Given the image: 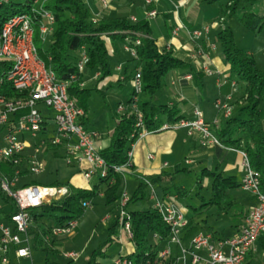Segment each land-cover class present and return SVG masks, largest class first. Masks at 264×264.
<instances>
[{
	"label": "built area",
	"instance_id": "obj_1",
	"mask_svg": "<svg viewBox=\"0 0 264 264\" xmlns=\"http://www.w3.org/2000/svg\"><path fill=\"white\" fill-rule=\"evenodd\" d=\"M12 1L14 0H0V7L7 6ZM46 1L32 0L26 12L14 13L0 26V165L6 163L11 167L9 175L0 172V191L13 202L16 208V212L9 217L7 223L0 221V264H11L9 262L11 251L17 259H30L28 232L32 225L31 212L70 195V190L66 186L28 185L17 187L22 175V154L29 148L25 138L39 139L35 152L45 146H63L66 151L65 162L67 165H71L74 161L79 165L81 163L86 165V168L79 171L85 180L92 178L99 180L108 177V167L95 145L98 134L95 131L87 130L82 124L84 112L77 108L69 98L67 94L68 82L57 80L54 73L46 68L38 58L33 42L35 26L38 25L37 31L43 42L51 34L54 24L53 15L43 8ZM160 1L143 0L147 19H154L157 16L155 5ZM100 4L103 9L108 7L106 0H100ZM183 5L184 3L178 4L175 10ZM223 21L224 18L219 19L220 23ZM91 22H95V20L91 19ZM208 30L206 26L199 30H192L189 32V37L191 40H197ZM180 31H187V29L183 25H179L173 28L171 34L177 36ZM139 44L140 41L136 38L133 42L134 46L126 41L123 43L122 49L130 58L135 59L136 53L133 47L139 46ZM197 54L204 59L200 65L202 73L208 77L218 75L209 67L207 56L202 52ZM86 63L87 57L82 51L76 64L77 74L84 72ZM115 71H121V66H117ZM76 79V75L70 77L72 81ZM131 80L134 88L128 107L135 116V123L133 132L127 140L125 163L113 166L111 169L113 174L120 175L131 169L136 143L153 133L183 129L189 137L197 135L203 148H226L214 133L219 128V122L217 120L211 124L203 122L202 114L197 109L192 110L193 120L180 118L174 123H162L154 131L147 130L144 126L142 113L138 108V96L142 92L139 69L133 72ZM179 80L189 81L191 76L183 75ZM224 83L225 81L217 80L219 86ZM235 86L236 83L231 81L230 87L234 89ZM229 102L230 95L214 101L215 109L222 112L225 120L232 115ZM39 104L50 109L54 114L52 121L55 132L52 138L40 136L45 130L44 123L47 118L42 116L38 109ZM117 110L124 112L125 107L119 106ZM238 153L241 157L240 166L243 172L239 188L254 199V205L249 209L239 233L228 240L215 243L211 235L198 234L191 239L188 249L183 248L180 236L186 228L187 222L176 205L175 197L168 196L163 200H157L150 183L146 179L143 180L151 191L150 199L154 201L152 209L159 214L168 229V236L163 242L164 246L157 251L153 260H144L143 264H173L169 257L174 246L179 248L183 258L186 255L190 256L191 264H246L247 257L254 250L256 241L261 235H264V192L260 191L258 177L251 170L246 153L244 151H238ZM148 158L150 159L151 156ZM25 171L29 175L40 173L41 166L35 156L27 159ZM129 201L127 194L121 193L118 201L120 211L117 220L126 238L131 241L130 215L126 210ZM81 206L86 210L89 203L83 202ZM76 228V219H72L62 226H55L44 237V242L48 243L52 238L64 235L70 236ZM151 239L153 242L161 240L157 234H152ZM224 247L227 248V251L223 250ZM199 250L205 251L206 259L195 253ZM62 256L69 261H75L78 258V254L73 252L64 253ZM111 264H131V261L125 255H118L111 260Z\"/></svg>",
	"mask_w": 264,
	"mask_h": 264
},
{
	"label": "trees",
	"instance_id": "obj_2",
	"mask_svg": "<svg viewBox=\"0 0 264 264\" xmlns=\"http://www.w3.org/2000/svg\"><path fill=\"white\" fill-rule=\"evenodd\" d=\"M213 3L218 0H205ZM259 0H224L221 7V15L224 23L231 19L237 11H243L241 22L250 31L256 32L264 27V17H258L251 12V9ZM32 0H27V10ZM14 4L11 2L7 6L0 7V26L15 12ZM43 8L54 17V24L50 34L51 39L48 44L42 42L37 27L34 32V46L38 58L50 69L57 80L68 82L67 94L77 108L86 114V99L88 91L79 88L82 82L81 74H77L76 64L79 61L82 51L87 57L85 69L94 71L97 82L104 80L111 75L108 61V50L105 40L110 44H123L129 42L133 45L136 38L139 39V46L133 47L136 58H128L125 62L123 73L126 74L132 67V75L136 69L140 70L142 92L141 94L152 97L161 86V79L171 71L184 66L183 62L175 59L171 52H158L154 40L150 36L148 23L144 20L132 23L127 18H100L95 23L91 22V14L88 7L82 0H47ZM4 9V10H3ZM3 10V11H2ZM218 42L222 54L230 66L231 77L243 84V93L237 104L240 105L238 114L225 120V125L214 133L222 145L227 148H236L244 151L247 155L249 166L257 175L260 191L264 192V125H262L259 107L264 104V71L256 66L252 57L236 46L232 31L227 26H223L218 34ZM76 75L77 79L72 81L70 77ZM131 75V77H132ZM130 104V99L127 106ZM143 116L144 126L149 131H154L160 125L159 118L165 117L168 123H174L180 119L176 111L167 109L165 106L155 107L149 103L139 106ZM84 117L82 119H84ZM135 116L125 115L121 117L118 125L111 135L110 146L100 152V156L108 167V177L99 179L98 183L90 191L73 189L68 184L54 183L50 186H66L70 190V195L42 206L40 214L32 215L34 223L42 219H49L55 226H62L72 219H77L85 210L81 204L95 198L102 193L106 203L113 204L120 199L121 180L119 175L112 173L113 166H120L125 163L126 150L128 148V137L133 132ZM46 125V122L44 123ZM51 147V146H48ZM56 148V147H53ZM0 170L7 175L11 173L8 164H1ZM27 172H23L22 175ZM21 175V176H22ZM211 177V198L206 205H229L227 201V191L239 187L233 178H223L220 174L207 173ZM112 179V182H110ZM145 179V178H140ZM160 178L150 177L146 180L155 184ZM138 189L145 188L146 185L137 179ZM31 184H20L26 187ZM179 197L184 196L181 190L176 189ZM3 202L11 206L9 217L16 212L13 202L0 191ZM133 201L130 199L129 204ZM130 230L132 233L131 244L136 248V252L127 255L131 264H143L144 260H153L157 254L158 247L163 245L168 236V229L162 222L159 214L153 209L147 211L129 212ZM189 226V225H188ZM119 227L118 220L108 230V239L101 243L92 253L86 264H97L98 259L105 258L104 249L113 242V237L117 234ZM43 235L47 230H42ZM29 235L37 232L30 228ZM157 234L161 240L154 242V247L149 243L148 236ZM37 241V239H35ZM161 249V248H160ZM46 254L44 264H57L50 262V257L54 253L49 247H45ZM67 264H71L68 262Z\"/></svg>",
	"mask_w": 264,
	"mask_h": 264
},
{
	"label": "crops",
	"instance_id": "obj_3",
	"mask_svg": "<svg viewBox=\"0 0 264 264\" xmlns=\"http://www.w3.org/2000/svg\"><path fill=\"white\" fill-rule=\"evenodd\" d=\"M106 1L108 4V7L106 9H103L101 7L100 0H82V2L88 7L90 14L93 18H97V19L127 18L132 23H135L136 21H142V20L146 21L148 23V27L150 30V36L154 40L155 46L158 52H171L172 56L175 59L183 62L184 66L180 69L181 70L184 69V71L179 72V74L176 76L177 79L169 83L170 100L167 103L168 105L165 106L167 109H172L176 111V114L180 113L179 115H177V117L187 119V120L194 119V116L192 115V110L197 109L202 114L203 122L207 124H211L213 123L214 120H217L216 116L207 115L204 107L202 106V103H200L198 100H203L204 95L206 96L207 100H214V101L218 98L224 99L225 96L230 95L229 105L231 107V112L233 111L235 112L234 115H231V116L233 117L238 114L240 105L237 104V101L242 96L244 87L240 90V92L234 95L235 93L234 91L236 90V88H238V85L236 84L234 89L230 87L231 81H234L235 83L237 82L231 77L230 66L226 62L222 54V50L220 48L219 42H218V34L221 31L222 27L225 25L229 27V29L232 31L233 39L235 43V37H234L235 33L234 32L236 29H233V27L230 26L229 24L232 18L227 20L225 23L224 21L222 23L219 22L220 18H224L221 15V7L223 6L224 3L221 4L220 0L213 2V3H208L205 0H161L155 5L157 16L154 19H147L145 16L146 8L144 7L143 0H140L141 1L140 3H137V1L135 0H106ZM182 3H184L183 7L175 10V7L178 4H182ZM127 12L134 13L135 15H132L130 13V15L126 17L125 14ZM251 12L258 17H264V0H259L258 3L251 9ZM240 22H241V19H240ZM241 24L242 25L240 28L237 27V31L240 34H242L243 36L242 38L248 40L249 43H247V45L245 46L243 45L244 47H241V45L238 43L237 44L235 43V44L238 48L244 51L247 55L252 57V59L254 60L259 70L264 71V34H262L264 33V27L260 28L256 32H252L248 30L243 25L242 22ZM179 25H183L187 29V31H180L177 36H172L171 32L173 28ZM205 26L208 27L209 29L206 34L203 33L200 36V38H198L197 40L190 39L189 37L190 31L199 30ZM260 35H261V38H259ZM120 45L122 49L123 44H120ZM114 46L115 44L112 45L108 42L107 44L108 53L109 52L111 53V51L114 50L113 52L114 55L115 54L120 55L119 50L116 49ZM217 49H219L220 52H218ZM199 52H202V54H205L207 56L208 58L207 63L209 67L213 71L218 73V75H213V76L208 77L202 73V71L200 70V65L204 62V59L200 58V56L197 54ZM121 53L126 54L123 51V49L121 50ZM127 60H125L123 64L121 65V71L119 72L116 71L119 74L118 79H117V84L119 86H122L127 80H130L131 75H132L131 73L130 75H128L127 74L128 71L126 74L123 73L125 62ZM180 69H177V70H180ZM171 72H176V70L171 71ZM81 75H82L81 80L83 83V73ZM183 75H190L191 80L180 81L179 78ZM95 77L96 75L94 74V78ZM120 78L122 80H119ZM219 79L222 81H225V83L222 84L221 86L217 84V80ZM82 89H83V84H82ZM143 96H147V95H143ZM151 98L152 97H149V100L142 102V104L149 103L155 106L151 102ZM119 106H123V105L119 104L118 107ZM155 107H160V106H155ZM199 108H201V110ZM259 110L261 113L262 125H264V104L260 105ZM117 113L122 114V116L127 115L126 108L124 112H118L117 110ZM81 121L84 127L88 130V128L85 126L86 117H84V119H82ZM118 123L119 122L116 123L115 127L118 125ZM162 123H167L166 118H165V121L160 122V124ZM224 125L225 124H222L221 122H219L218 127L222 128ZM115 127L113 128L111 133L109 132L107 133L106 138L103 137L98 131H95L98 134V138L95 142V145L99 152H102L103 150L107 149L110 146L111 135ZM44 128L45 130L44 132L40 134V136L43 138H47V133H48L47 123L46 125H44ZM171 131H176V132H168V131L159 132L162 135L161 137H164L165 139V142H166L165 147H159L158 145H153L154 138L151 137V134H149L148 136H146L145 138H143L142 140L136 143L134 150L137 148V146H139L142 152V156L145 160V164L141 165V163L139 162V155L137 153L136 155L133 153V157L131 160V169H130L131 172L132 170L135 171V167L136 168L138 167L139 170H143L144 172L142 174L138 173L136 175V181L138 178L147 179L150 177H159L160 179L155 184L153 185L150 184L154 191L156 199L163 200L168 196L175 197L176 205L180 208L184 216V219L187 222V226L182 231L181 236H180L181 245L183 248L188 249L191 239L198 234L211 235L212 240L215 243L235 237L239 233L241 227L243 226L245 217L249 209L254 205V199L249 194H247L246 199L238 200L236 199L235 196L231 195L232 190H229L226 193L228 196L227 201L230 202L229 205H222V206L221 205L219 206L206 205L205 206V204L211 198V195H210L208 200L207 201L202 200V203L197 208L190 207L192 212L191 214H187L186 216L184 215L183 210H186L187 207L184 206L181 202L184 196L179 197V195H177L176 193V189L181 190L183 194H184V190L174 185H171L169 187H161V184L162 182H166L170 177V175L167 172H165V169L168 168V163L166 162V160L173 158V152L171 150L175 146L177 141L179 142V146H183L188 151L189 156H191L189 157L190 159L184 158L181 161V163L191 166L195 163L196 160L200 161V163L207 160L208 166L210 167L214 166V170L212 171L210 167H205L201 172L202 176L207 178L209 177L207 173L220 174L223 178H233V181L236 182V184L238 185L240 184L242 176H243V172L240 166L241 157H240V154L238 153V151L240 150L236 148H227V147L226 148H213V149L203 148L199 143V138L197 135L189 137L187 136L186 131L183 129L171 130ZM54 132H55V126H54L53 133ZM153 134H156V133H153ZM25 139L29 144V148H27L22 154V157H23L22 173L26 172L25 166H26L27 159L30 158L31 156H35L34 154H36L41 149L40 148L37 152H35V148L37 147L36 145H38L39 139H34V140H31L29 138H25ZM45 147L48 148V146H45ZM50 148L53 149L54 151L61 150L66 157V154H65L66 151L63 146H59L56 148L50 147ZM138 153L140 154V151ZM148 156H151V158L149 159ZM229 161H232V164ZM213 162H215V165H213ZM179 163L176 164L174 167L175 172L179 170ZM75 164L78 165V168H77L78 170H77V174L72 178V180L68 181L67 183H61V182H56V183L68 184L73 189H81V190H87V191L92 190L94 186L97 185L98 179L92 178L96 181L92 184V186H90L89 182L92 179L85 180L82 177L81 173L79 172L81 169L86 168V165L84 163H81L79 165L75 163L74 161L71 165H67V164L66 165L68 167H72ZM0 172L6 174L5 171L0 170ZM124 175L125 174L119 175L120 180L124 178L123 177ZM236 175H238V177H236ZM27 176H29V174L27 173L22 175L19 179V182L20 180L22 181V179H25ZM209 178L211 180V177ZM19 182L17 184V187L21 188ZM22 183L29 184L23 181L21 182V184ZM30 184L36 185V186H43V185H37L34 183H30ZM137 184H138V181H137ZM121 185H122V181H121ZM46 186L50 187V185H46ZM206 186H207V182L205 181L204 187L206 188ZM126 187H127L126 183H124L123 185L124 190L126 189ZM210 187H211V181H210ZM155 189L158 191H156ZM233 190L240 191L241 189L238 187ZM123 193H126V191ZM150 195L148 197L149 206H150L149 209H152L154 201L150 199ZM96 197L104 200V196L102 193H99ZM134 201H136L135 196L132 202ZM3 203L4 205L7 206V208H4V207L0 208V221L7 223L8 214L11 212L12 208L7 203L5 202ZM88 203L90 206L91 200H89ZM208 215L211 216V220L214 219L213 221H215V225L217 224L215 227L216 229L214 227L207 226ZM109 219H110L109 216H105L102 219V221H108ZM223 221H225L224 224H219ZM116 222L117 220L115 221V223ZM53 227H55L53 222L51 225H48L42 219L36 224L32 220L31 228H33L37 232L38 235L37 237L35 236V234L29 235V246L31 249V253H32V249H38L43 252V249L45 247H49L54 252L52 254L53 256L57 253V251L55 250V247L60 242L58 241L59 237L52 238L50 242L48 243L44 242V237L48 234L49 230ZM42 230H47L48 232L44 233L43 235ZM35 239H37V241ZM163 246L164 244L161 245V247L159 246L158 250H160V248H162ZM259 249L261 250L260 252H259ZM223 250L227 251V248L224 247ZM261 252L262 254H260ZM195 253L203 259L207 258L206 253L203 250H199ZM130 254L120 253L118 255L127 256ZM261 257H264V235H261L256 241L254 250L251 251L247 257L246 264H262ZM105 258H106V255H105ZM103 259H98L97 264H103L101 263V260ZM169 259L173 264H191L190 256L186 255L183 258L181 255V252L179 251V248L176 246L172 247L171 256L169 257ZM21 260H24V259H17L14 253L12 251L10 252L9 262L11 264H13V261L18 262ZM27 260H31V257L30 259H27Z\"/></svg>",
	"mask_w": 264,
	"mask_h": 264
},
{
	"label": "rangeland",
	"instance_id": "obj_4",
	"mask_svg": "<svg viewBox=\"0 0 264 264\" xmlns=\"http://www.w3.org/2000/svg\"><path fill=\"white\" fill-rule=\"evenodd\" d=\"M137 3H140V0H135ZM14 4L13 11L15 13H23L27 11V0H14L12 1ZM220 3L223 4L224 0H220ZM4 10V9H3ZM2 10V11H3ZM131 12H127L125 14L126 17L130 15ZM135 15L134 13H131ZM243 15V11H237L235 16L232 17L229 24L235 30V43L240 44L241 47H244L249 43L248 40L242 38V34L237 31V27H241L240 19ZM95 22L99 19L93 18ZM93 22V23H95ZM264 34V33H262ZM261 38V35L260 37ZM51 39V36L45 38V44H48ZM106 44L109 41L105 40ZM244 45V46H243ZM119 50L120 55H114V50L109 52L108 61L111 70V75L104 80L97 82L94 78V71L85 69L83 72V83L79 84V88L88 91V97L86 99V127L90 131H98L103 137L106 138L107 133H111L116 123L121 119L122 114L117 113V107L119 104L125 106L127 115H131V109L127 106V102L130 96L133 93V82L127 80L122 86L117 84L118 73L115 71L117 66H121L125 60L128 59V55L121 53V45L115 44L114 46ZM218 52L219 49H217ZM259 63V61H258ZM261 65V64H259ZM184 71V69L176 70V72H169L161 79V86L155 95L152 96L151 102L155 106H167L168 101L170 100V87L169 83L173 80L175 81L176 76L179 72ZM132 74V67L128 70V75ZM238 88L234 91V95L240 92L243 88V84L236 83ZM198 94V93H197ZM233 95V96H234ZM148 96H143L140 94L138 96V106L142 104V102L148 101ZM202 103L206 114L209 116H216L218 122L225 124V120L223 119L222 112H219L215 109L214 100H207L204 95L203 100H198ZM38 109L41 111L43 117L47 118V138H52L54 136V124H53V112L45 108L43 105L39 104ZM201 110V108H199ZM234 111L232 115H234ZM178 113L177 115H179ZM234 117V116H233ZM160 122L165 121V117H160ZM168 132H176V131H168ZM167 134V133H166ZM169 134V133H168ZM160 133L151 134V137L154 138L153 145H158L159 147H165V139L161 137ZM36 141V140H35ZM41 148L35 155L36 159L39 161L41 166V171L36 175H29L25 179H22L23 182L34 183L37 185H51L52 183L61 182L67 183L72 180V178L77 174L78 165H73L72 167H68L65 162V155L61 150H53L50 147ZM136 150V151H135ZM134 150V154L139 155V162L141 165L145 164V160L142 156V152L140 147ZM140 151V154L138 153ZM173 152V158L167 159L168 168L165 169L170 177L166 182H162L161 187H169L171 185L178 186L184 190V197L181 200L182 204L187 207L186 210H183L184 215L191 214L190 207H198L203 201H207L211 195V187H210V178H205L201 175L202 170L208 166L207 160L200 163V161H195V163L191 166H188L181 161L184 158H189L188 151L183 147L179 146V142L175 144V146L171 150ZM29 152V151H27ZM31 152V151H30ZM190 159V158H189ZM180 162V163H179ZM232 164V161H229ZM179 163V170L175 172V165ZM207 163V164H206ZM215 165V162H213ZM212 171L214 170V166L210 167ZM219 171V170H218ZM220 172V171H219ZM140 173H144L143 170H139L138 167H135V171L128 170L125 171V174L121 179L122 185L120 188V194L126 191L128 199L136 197V201L127 205V212H136V211H147L149 206L148 197L150 195V189L148 187L141 189L140 192H137L138 184L136 181V175ZM238 177V175H236ZM143 182L144 179H139ZM20 180L19 184L22 182ZM96 180L92 179L89 184H92ZM200 181V182H199ZM205 181L207 182L206 188L204 187ZM126 183V189L124 190L123 185ZM144 183V182H143ZM145 184V183H144ZM203 186V187H201ZM156 190V189H155ZM158 191V190H156ZM231 195L235 196L238 200H243L247 198V193L243 191L232 190ZM7 208L4 205L1 197H0V208ZM119 202L115 204H107L105 200L100 198H93L91 200L90 206L77 217V228L74 233L70 236H60L58 241H60L55 250L57 253L52 257H50V262H54L57 264H67L70 261H67L63 258L64 253L73 252L78 254V258L75 261H72L71 264H86L90 259L93 251L104 241L108 239V230L115 221L119 217ZM40 214V210H34L31 212V215ZM105 216H109L110 219L108 221H102ZM207 226L216 227L215 221L211 220V216L207 217ZM43 221L51 225L52 222L49 219H43ZM225 221L219 223L224 224ZM216 229V228H215ZM149 243L154 247L153 241L148 236ZM159 249V248H157ZM261 250L259 249V252ZM136 248L130 244L128 239L125 236L122 228L119 226L117 229L116 236L113 237V242L104 249V253L106 258L101 260L103 264H111V259L117 257L118 254H130L135 253ZM31 260H21V261H13V264H44L46 254L38 249H32ZM262 254V252L260 253ZM262 264H264V257H261Z\"/></svg>",
	"mask_w": 264,
	"mask_h": 264
}]
</instances>
